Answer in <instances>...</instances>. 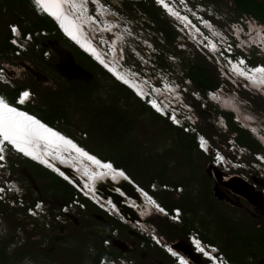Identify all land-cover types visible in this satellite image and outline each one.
<instances>
[{"label":"rangeland","instance_id":"1","mask_svg":"<svg viewBox=\"0 0 264 264\" xmlns=\"http://www.w3.org/2000/svg\"><path fill=\"white\" fill-rule=\"evenodd\" d=\"M108 1L118 9L119 13L115 15L120 18L119 21L123 22L125 19L126 23L132 24L135 31L138 30L143 38L155 46L156 52L146 51L147 47H144L143 40L135 41L133 45L146 56H152L159 67H162L159 62L162 58L165 63V67L162 68L165 69L167 66L169 75L172 74L173 78L184 81V66L193 62H204L211 74L218 78L220 92L224 97H236L234 94L236 87L222 80L219 65L192 48L171 22L169 23L174 27L176 37L173 43L166 45L162 34L151 26L148 17L138 10L137 5L132 3L127 5L124 0ZM190 1L192 4L202 2L204 5H210L214 14L213 21L227 33L233 21L242 20L243 26L239 24V29H246L242 33L244 37L242 39L247 41V45L232 36L229 38L248 59L256 58L264 62V46L259 44L258 39L247 37L248 29L244 27L247 25L250 31L254 29L256 32L258 29L264 31L263 24L248 15H246L249 17L248 20L245 19V15L237 11L231 0ZM21 11H24L25 15H21ZM35 14L30 3L20 8L10 4L3 6L0 1V47L5 45L6 40L8 41L9 23L16 21L22 23L28 17L34 18ZM118 17L115 19L118 20ZM126 34L130 35L131 31ZM254 41L258 45L251 43ZM46 44L51 49L50 59L43 58L39 53L16 58L11 52L0 51V61L9 63L12 86L30 87L36 92L37 97L29 103L35 107L36 113H52L59 110L62 117L58 118L56 121L58 126L54 128L69 133V136L80 138L79 142L70 136L95 155L98 154L93 151L117 159L131 155L140 162L136 170L141 173H134V180L144 187L154 184L156 188L154 193L161 203L181 204L179 206L183 210L182 220H192V228L200 236L207 235L213 239L210 243L216 244L223 253V248L233 246L234 253L240 254L249 264H264V243L254 242L249 248H244L243 243L236 237L237 234L243 237L255 230L256 235L259 234L263 239L264 180L260 173L248 170L243 173L232 171L227 174L225 168L212 169L210 158L206 157L205 153L186 150L175 130L167 129L163 120L154 119L140 103L132 99L127 100L109 78L96 72L84 58L75 54L70 43L58 39L53 34L49 35ZM184 44L186 49H183ZM135 58L130 54L128 63L141 66ZM159 67L154 70L156 74L160 70ZM0 87L5 89L8 95L15 94L14 88L9 85ZM237 93V104L242 107L243 113L253 121L254 128L264 131V96L252 95L245 90H238ZM187 97L195 105L200 118L197 128L213 144L222 146L225 153L233 156V151L226 148V143L229 137L237 139V133H231L228 125L227 128L220 126L224 123L220 115L225 117L227 111L206 99L201 100L197 107L198 102L193 94L189 93ZM240 101L245 102L243 106L240 105ZM118 109L127 111L130 124L126 128L111 120L113 117L111 113ZM109 130L119 136L113 139L114 142L107 138L109 134L105 132ZM183 131L186 132V128ZM260 144L262 149L264 146L261 142ZM197 149L199 150V147ZM243 158L247 164L252 159L250 154ZM14 166L19 178L27 184L30 199L43 200L53 214L58 212L60 206L68 203L62 190L50 185V179L38 175L31 167L23 164ZM161 178L166 182H161ZM209 178L210 192L206 198L205 182ZM232 178L235 180L227 186L222 183ZM176 181H186L188 185H183L181 192L163 188V184L179 186L174 184ZM248 185H251L252 189ZM242 193L249 197L243 196ZM75 197L77 196L74 195L73 198ZM80 200L83 202L82 205H79V208L75 205L70 213L65 215L66 222L56 223L51 220L49 226L44 220L31 219L20 210L9 209L0 204V252L7 258L6 262L0 258V264H93L91 256L98 250L96 245L99 246V236L105 235L102 241L104 245V240L109 238L107 233L110 228L116 229L114 232L117 234L116 244L107 248L113 253H124L122 255L132 258L136 264H175L171 257L164 255L165 251L144 242L141 235L129 226L116 222L109 214L99 211V208H95L89 201ZM148 223L166 240L185 242L184 234L177 231L175 226L172 227V222L168 218L153 214L148 218ZM228 259L231 260L230 257Z\"/></svg>","mask_w":264,"mask_h":264},{"label":"clouds","instance_id":"2","mask_svg":"<svg viewBox=\"0 0 264 264\" xmlns=\"http://www.w3.org/2000/svg\"><path fill=\"white\" fill-rule=\"evenodd\" d=\"M29 1L36 14L48 16L50 19L53 20L59 33L68 42L71 41H69V39L65 37L63 33L64 27L61 24L60 20L52 16L46 10L50 9L54 12H57L59 16H63L67 19V23L76 21L78 29L82 32L84 38L86 37L93 40L90 42H92V45L95 43L98 50L102 53V57H99L94 53H90L87 51L85 52L82 50V48H79L77 44L74 45L77 46L85 54H87L95 62H97L104 70L110 72L112 74L111 76L115 78L118 82L130 88L142 102L150 106L156 113L160 114L159 112H157V110H159L164 114L160 115L166 118L171 124L183 129L186 128L187 132L194 134L195 141L197 143V148L199 147V150L201 149L200 151L203 152V154L205 153L204 155L206 157L210 158L209 161L212 169L225 168V173L227 174L232 173V171L243 173V171L254 170L259 172L260 176L264 180V147L259 151H254L237 142L238 140L236 138L229 137L227 139L226 148L230 151H233V156L225 153L224 149H222V146L213 144L210 139L197 128V124L199 123L200 118L196 113L195 105L187 99V95L189 93L193 94V96L198 102L197 107L198 104H200L201 100L206 99L207 101L216 104V106H220L222 109L226 110L227 113H232L234 121L239 126L249 130L250 133L255 136L262 143L263 146L264 131L259 128L255 130L254 124L252 123L253 121L247 118L245 113L239 116L238 112L235 111L233 108L223 107L222 104L216 100V97L220 94L219 86L215 89H207L204 93H202L193 87V83L188 77L183 76L184 81H179L178 79L173 78V75L171 73V75L168 74L169 68L166 67L164 69L162 67H159V65L156 63V60L153 59L152 56H146L145 54H143L135 45H133L135 44V41L143 40L142 42L144 44V47H147L146 51H150L152 53L156 52V49L154 48L155 46H153L151 42H148L147 39L143 38L141 34L138 33V30L135 31L132 27V24L126 23L127 20L124 19L123 22L119 21L120 18L115 15L116 13H119V11L116 6L112 4L111 1L82 0L83 5H80V7L76 8L73 5V0H44L43 3L39 4L36 3V0ZM153 1L157 6H159L163 10V13H165L169 17V19L172 21L171 23L176 29L178 27H181L183 29V26H181V23L183 21L181 22V20L178 18L180 15H174L173 13V11H175L176 9L179 10L180 13H183V17H185L186 20L194 21L196 24L199 23L195 17L199 15L203 22L201 28L211 35V43L219 47L220 51L227 55V57H230L231 63L227 64L225 58L221 57L219 53H217L216 58L211 52L212 48L210 47L205 48L204 52L199 50L193 43H191L187 39V37L180 30L177 29L180 32L181 36L186 38V41L192 48L198 50L203 55L210 58L211 62L219 65V70L222 73V80H224V82L226 83H229L232 87H236L234 90V94H238V90H245L247 92H250L252 95L260 94L264 96V62L253 63L246 57L245 54H243L244 52L242 53L239 51L240 48L238 49V45L233 40H231L229 36L234 37L237 41L242 40L245 46L247 45V41L242 39L243 37L241 35L236 34L233 36L225 32L221 27H219L212 19V16H214V14L212 11L213 9L210 5H204V3L202 2L192 4L190 0H163L162 4H160L158 0ZM165 8H167V10ZM170 8L172 9V11L170 10ZM85 16L90 18H98L97 21H99L98 24L100 28H93L85 25ZM116 17H118L119 19H115ZM79 18H81V20ZM248 18L249 17H247L246 19L248 20ZM14 23L17 24V22ZM79 26L83 27V30H81ZM18 27L20 30H22L19 24ZM87 28H91L92 30H86ZM78 29L76 27L74 28V30L76 31H78ZM114 29L120 31V36L116 32L114 33ZM130 31V35L126 34ZM114 35L122 37V39L117 40ZM9 36L10 34L8 32V39ZM16 36H18L17 33ZM103 39H106L107 42ZM258 41L260 45L264 46V43L260 38L258 39ZM106 44H109V46L107 47ZM254 45L258 44L255 43ZM240 47L243 48V45H241ZM183 49H186L185 44ZM130 54L136 57L135 59L139 64H141V66H133L128 63L127 59ZM96 58L101 61L102 64L97 61ZM106 60L114 64V68L115 70H117V72L127 76L128 79L133 80L135 83L140 85L145 91V93H141L139 90H137L128 82H126L124 79L119 78V76L113 70H110V68L107 67V65L105 64V62H107ZM235 64L240 65L241 70L247 72L249 75H252L254 73L256 74V72L259 71V76L256 75L257 77L255 79H250L246 75L242 74L240 71L235 69ZM158 67L160 68V70L156 74L154 70ZM12 82V78H10L9 81H0V86L9 85L10 87L15 89V99L12 100L3 90H1L0 87V101H2L3 105L7 106V108L0 106V123H2L4 130L11 137V140L6 141L3 139V135H0V157H2V159H0V170L2 171L1 174L3 175V177L10 178L13 181L12 186L14 195H18L19 193H21L22 196H28L27 184L19 178L17 169L15 168L14 164L11 163V157L14 155L29 159L30 161H33L43 166L51 172H53V168L59 169V171H62L69 179H71L77 185V187L78 184L76 181L79 180V176L86 175L85 171H83L82 169H87V167L85 165L80 164V162L84 161L85 159L88 160V157H91V160L94 161H88V163H91V165L89 166H96L100 162L99 165H101L102 167L105 164L107 165V167L112 168L114 171H121L125 175L132 178L123 168H117V166L111 160H107L106 162H104V160L106 159H103L99 155H97L98 157L91 154V156H89V153L87 151L85 153L82 150H67L64 146H59V142L63 141L65 144L67 143L69 146L73 147L68 141V139L70 138L64 136L56 128H54L58 126L57 124L53 125L43 118L40 119V117L34 115L36 113L29 109V103L37 97L36 92L30 87H27L30 92L33 91L36 95L35 97H32V100L31 98H28L26 101H23V97L25 96H16L20 88H15L14 86H12ZM151 84H153L154 86L151 87ZM173 88H176L177 91H174ZM158 89L164 90L166 94H160L159 92H157ZM146 93H149L150 95L148 98L150 101L149 104L147 102L148 99H145ZM196 93H198V95H196ZM161 101H164L167 107ZM241 102L245 103L244 101ZM240 105L243 106L242 104ZM8 109H14L15 111L9 112ZM227 113H225V117H223V115H220L222 121L224 122L222 125H220L222 128H227ZM39 132L41 133L39 134ZM72 137L80 142V139L74 136ZM23 143L24 145L36 148V150H41V153L44 155V158L46 160L42 158L37 160L34 157L28 156V158L27 155H23V153L18 150V147L23 146ZM248 154L251 155L252 159L247 164L243 157ZM75 161L81 165L82 169L74 163ZM65 170L68 173H66ZM54 174L57 175L56 173ZM65 181L74 188H76L67 180ZM135 183H137V185L140 187L141 193L143 194L144 199L147 203H149L146 200L148 194L147 190L151 195H153L156 201H154V204L149 203V205L154 209L157 214L168 218L173 223H181L182 216L181 220L173 221L172 218L168 215V213L164 212L163 208H166L167 206L161 203V201L156 197L154 193L155 189L152 188V186L144 187L136 181ZM79 190L81 189L79 188ZM174 190H177L179 192L182 191V189L178 190L177 186L174 187ZM86 195L89 197H87ZM79 196H81L80 199H85L86 201L92 203V205H95L96 208H99V211L103 213H107L104 209L105 206H111V208H113L114 210V215L111 216L112 219L122 225L128 226V224H130L125 218V222H120L117 220V218L122 215L118 212L115 207V204L111 200H107L106 202H100L96 199L93 194H88L83 190L78 192L77 198ZM31 202L32 204H35L37 202L38 207L50 209L48 204L45 203L43 200L33 198ZM80 202L82 201L80 200ZM77 205L79 208L80 203H78ZM174 207L180 208L181 213L183 214V210L180 206ZM172 208L167 207V209H169L170 211ZM190 231L185 235V242H181V247L176 248L177 251H173L171 248V243L176 242L168 241L164 237L160 240V242H157L155 246L165 251V253L172 258L175 264H208L207 260L195 248H206L209 246L212 247L210 248L211 252L215 255L219 253L223 261H228L229 263L236 264L229 260L225 256V254L220 251V248L216 244H212L203 240L201 236L197 240L198 243L197 241H195V244L192 243L189 239ZM111 232L112 230L108 235H111ZM111 237L113 238V243H116V237L112 235ZM165 241H168L170 243Z\"/></svg>","mask_w":264,"mask_h":264},{"label":"trees","instance_id":"3","mask_svg":"<svg viewBox=\"0 0 264 264\" xmlns=\"http://www.w3.org/2000/svg\"><path fill=\"white\" fill-rule=\"evenodd\" d=\"M0 1H1V4L3 6L10 4L13 7H20V8L22 7V5H24L26 3L27 4L30 3L29 0H0ZM124 1L126 2L127 5H128V3H132L134 5H137L138 10L143 12L148 17L149 21L152 23L151 26H154L156 28V31L159 32L160 34H162V36L164 38V42L166 45H170L171 43H173L175 41V37H176L175 29L169 23L172 21L169 19V17L165 13H163V10L159 6H157L153 0H134V1L133 0L132 1L124 0ZM213 1H215V0H213ZM231 1L234 2L237 11L240 14L248 15L253 20L260 22L261 24L264 25V0H231ZM20 14L25 15L24 11H21ZM24 22H26V24ZM18 24L20 25L21 29L24 32H26L27 30L33 31L36 29H46L50 33L53 32L50 34V36L54 34L58 39H60L64 42L70 43L75 54L79 55L81 58H84L88 62V64L95 69L96 72H99L102 75L109 78L115 84L114 86H116V88L119 90V92L122 93L127 100L132 99L134 102L140 103L143 106L144 110L149 112L150 115L154 119L163 120L167 126V129L175 130L177 135L180 137L179 141L181 142V144L183 145V147L186 150H188V151L196 150V151L203 154V152H201L200 150L197 149V143L195 141V135L194 134H191L187 131L185 132V131H183V128H180V127H177V126L171 124L166 118L162 117L160 114L156 113L150 106H148L146 103L142 102L133 93V91L130 88H128L126 85L118 82L106 70H104L97 62H95L93 59H91L87 54H85L83 51H81L73 43L68 42L65 38H63V36L57 30V27H56L55 23L53 22V20L50 19L48 16L35 14L34 18L28 17L25 20H23L22 23H18ZM11 47H12V45L6 40L5 45L0 47V51L8 53V52H10ZM28 57H30V56H28ZM249 60L253 63L262 62V60L256 59V58L255 59L249 58ZM159 62H160V66L165 67V63H164V60L162 58L160 59ZM183 69L185 70L183 76L188 77L191 80V82L194 84V86H195L194 88L196 90L202 92V93H204L207 89H215L216 87L219 86L218 78H215L211 74L210 69L207 67L206 63H204V62H202V63H199V62L194 63L193 62L190 65L184 66ZM1 90H3L6 93L5 89L1 88ZM14 91H15V89H14ZM8 97H10L12 100H14L15 94L14 95H8ZM198 107H199V104H198ZM29 109L31 111H33L34 113H36V111H35L36 109L34 106H29ZM43 111H45V110H43ZM36 114L39 115L41 118L45 119L46 121L50 122L53 125H56V121L58 120V118L62 117L59 110L53 111L52 113L37 112ZM111 115H113L111 120H113L116 123H119L120 125L123 126V128H126L127 125L130 124V120L128 118L127 111H122V110L118 109L114 113H111ZM226 116H227L226 119L228 122V127L232 130V132L237 133L236 134L237 140L240 144H242V145H244V146H246V147H248L254 151L261 150L260 142H258V140L253 137V135L250 133L249 130L239 126L233 120L232 113H227ZM105 133L109 134V135H107V138L110 139L112 142H114L113 139L115 137H119L118 135H116L117 133L112 131V130H109L108 132H105ZM67 134H69V133H67ZM72 136H74V135H72ZM78 139H80V138H78ZM93 152L98 154L103 159L113 161L117 167L123 168L132 178L134 177V173H138V174L141 173L139 170H136V169H138L140 162L135 160L134 157H132L131 155H129V156L126 155V156L121 157L120 159H117L114 157L106 156L102 152L101 153L96 152V151H93ZM11 163L12 164H19L20 163V164H23L24 166L31 167L38 175H40L44 178L50 179V181H51L50 185L52 187H55V188L62 190L63 195L65 197V200L67 202L71 201L73 199L74 195L78 196V192L73 186H71L69 183H67L65 180H63L59 176L55 175L53 172L49 171L48 169L44 168L43 166H41V165H39L33 161H30L29 159L14 155L11 157ZM145 172H147L148 174L150 173L149 171H145ZM210 180L211 179L209 178V180H207L205 182L206 191H207L206 192V198L209 197L208 192H210ZM160 181L166 182V180L163 178H161ZM136 182H138V181H136ZM174 184L179 185V186H181V185L183 186L186 184L188 185V183L186 181H176V182H174ZM164 204L168 208H172L176 205L177 206L181 205V204H168V203H164ZM93 206L96 208L95 205H93ZM176 225L179 227H176ZM123 226H126V225H123ZM171 226L172 227L175 226L176 230L179 231L180 233L184 234V236L190 230L194 229V228H192L193 227V221L192 220L191 221H188V220L183 221L182 220L181 223H178V224L172 222ZM110 231H111V228L109 229L107 234H109ZM201 237L203 238V240H205L207 242H213V239L209 238L207 235H202ZM236 237L242 241V243H243L242 247H244V248H249L250 245H252V243H254V242L264 243V236H262L263 237V239H262L259 234L256 235L255 230L252 231L251 233H249L248 235L243 236V237H241L239 234H237ZM104 238H105V235L99 236V246L96 245L98 250H97L95 255L91 256L92 257L91 260L93 263L97 264L98 260L100 259V257L102 255L109 256L110 254H113V252L111 250L105 248L102 245V241ZM155 247L158 248V250H161V249H159V247H157V246H155ZM223 251L228 258L229 257L231 258L232 262H234L236 264H249V262L245 261V258H243L240 254L234 253L235 248L233 246H226L225 248H223ZM164 255L169 257L165 252H164ZM235 256L239 257V258H235ZM0 258L2 261H5V262L7 260V258L5 257L3 252H0Z\"/></svg>","mask_w":264,"mask_h":264},{"label":"built area","instance_id":"4","mask_svg":"<svg viewBox=\"0 0 264 264\" xmlns=\"http://www.w3.org/2000/svg\"><path fill=\"white\" fill-rule=\"evenodd\" d=\"M8 27V32L10 34L8 41L12 45L10 52L13 57L22 58L23 56L33 53H39L43 58L50 59L52 53L51 49L47 46L46 41H48L49 35L53 32L50 33L46 29H36L33 31L27 30L24 32L23 30H20L18 24L14 22L9 23ZM16 33L18 36H16ZM9 68L10 66L7 61H0V81H9L11 78ZM25 92L29 93V95L27 97H23V101H26L28 98H31L32 100V97H35L36 95L35 92H30L27 87H23L18 90L16 96H22ZM1 172L2 171L0 170V204L10 209L20 210L25 216L31 219L44 220L47 226H49L51 220L56 223L66 222L64 217L70 213L71 207H74L78 203L82 205L80 199L75 197L70 202L60 206L58 208V212L53 214L50 209L38 207V201L35 204H32V199H30L28 196H22L21 193L14 195L12 186L13 181L10 178L3 177ZM152 188L156 189L154 184L152 185ZM163 188L174 190L173 186H169L167 184H163ZM177 188L178 190H181L183 186H177ZM147 193L146 200L149 203L154 204V201H156L155 198L148 192V190ZM104 209L110 216L114 215V210L111 208V206H105ZM163 209L164 212L168 213L173 221L181 220L182 213L180 208L173 207L171 211L167 209V207ZM117 220L120 222L126 221L122 216H119ZM128 226L137 234H140L144 242H148L150 245L155 246L157 242H160V240L163 239V236L160 233L149 226L148 218H145L142 222L137 220L134 224H128ZM114 230L116 229H112L113 232H111V235L115 237L117 234H115ZM111 235H108L107 237L109 238L104 240L103 246L106 248L116 244L113 243V238ZM199 237L200 235L197 231H190L189 239L192 243L195 244V241H197ZM122 254L124 253H113L109 256L102 255L97 264H136L132 258Z\"/></svg>","mask_w":264,"mask_h":264},{"label":"bare ground","instance_id":"5","mask_svg":"<svg viewBox=\"0 0 264 264\" xmlns=\"http://www.w3.org/2000/svg\"><path fill=\"white\" fill-rule=\"evenodd\" d=\"M73 5L75 6V8L76 7H80V5L81 6L83 5V1L82 0H73ZM46 11L48 13H50L52 16H54L55 18H58L60 20L61 24L64 27V32L63 33H64L65 37H67L69 39V41H71L75 45L77 44V46H79V48H82V50L85 51V52L87 51V52H90V53H94L95 55H98L99 57H102V53L98 50V48L96 47L95 43L93 44L94 45L93 46L92 42H90V41H93V40L90 39V38H86V37L84 38V36L82 35V32L78 29L76 21H72L71 23H69V22L67 23V19L65 17H63V16H59V14H57V12H54V11H52L50 9H47ZM79 19L81 20V18H79ZM97 19L98 18H90V17L85 16V22L84 23H85V25H87L89 27L100 28L99 24H98L99 21H97ZM73 25H74V27H73ZM75 27L78 29V31L74 30ZM79 28L81 30H83V27L79 26ZM86 30H92V29L91 28L90 29L87 28ZM106 61L107 62H105V64L107 65V67L110 68V70H113L119 76V78L124 79L126 82H128L130 85H132L134 88L139 90L141 93H145V91L143 90V88L140 85L135 83L133 80L128 79L127 76L122 75L119 72H117V70H115L114 64L112 62H109L108 60H106ZM234 68L237 69L238 71H240L242 74L246 75L250 79H255L257 77L256 75H258L260 73L259 71H257L256 74L254 73L252 75H249L247 72L241 70V66L237 65V64L234 65ZM108 73L110 75H112L110 72H108ZM146 90H147V87H146ZM173 90L177 91L176 88H173ZM157 92H159L160 94H166V92L164 90H159L158 89ZM216 100L219 101L222 104V106L225 107V108H233L235 111L238 112L239 116L241 114H243V111L241 110L242 107L240 108L239 105L237 104V102H238V95L237 94H236V97H234V98H225L224 95L220 92L219 96L216 97ZM161 102H163V104L166 105L164 101H161ZM240 104L244 105L243 103H241V101H240ZM166 107H167V105H166ZM254 129L256 130L257 128H254ZM59 132L62 133L64 136L72 139L66 133L61 132V131H59ZM40 133L41 132H39V134ZM72 141L75 142L83 150L87 151L89 153V156H91V155L97 156L94 153H91L90 151H88L85 147L79 145L74 139H72ZM61 142H62V144L64 146H67L69 148L67 143L65 144L63 141H61ZM21 149H23V151H21ZM75 149H76V147H75ZM18 150L21 153H23V155H25V156L27 155V157L31 156V157H34L37 160L41 159V158L46 160L44 158V155L41 153V150H36V148H33L31 146H28V145H24V143H23V146H19L18 147ZM88 161L89 162H94V161L91 160V157L90 158L88 157V160L85 159L84 161L80 162V164L85 165L87 167V169H82L81 165L78 162H76V161L74 162L75 164H77L86 173L85 176H82V175L79 176V181H80V183L82 185H89V182L90 183L93 182V180L98 179V177L101 178V175H103V174L115 175V171L112 168L107 167V165L104 164L103 167H102L101 165H99L100 164V162H99L96 166H89V165H91V163H88ZM106 161L107 160H104V162H106ZM117 168L121 169L120 167H117ZM65 172H66V170H65ZM66 173H68V172H66ZM168 243H170V242H168ZM197 243H198V241H197ZM171 248H172L173 251H177V249L175 247L172 246Z\"/></svg>","mask_w":264,"mask_h":264},{"label":"water","instance_id":"6","mask_svg":"<svg viewBox=\"0 0 264 264\" xmlns=\"http://www.w3.org/2000/svg\"><path fill=\"white\" fill-rule=\"evenodd\" d=\"M230 179L222 181L226 186L230 184ZM78 187L88 194H93L100 202L111 200L118 212L130 223L135 221L142 222L146 217L157 214L154 209L147 203L141 193L140 187L132 178L121 171H115V175H101V178L89 182V185H82L79 180L76 181ZM252 189L251 185H248ZM217 194L216 192H214ZM243 196L249 197L242 193ZM168 242V241H165ZM175 248L181 247V242L171 243Z\"/></svg>","mask_w":264,"mask_h":264},{"label":"flooded vegetation","instance_id":"7","mask_svg":"<svg viewBox=\"0 0 264 264\" xmlns=\"http://www.w3.org/2000/svg\"><path fill=\"white\" fill-rule=\"evenodd\" d=\"M244 18L245 19L247 18L246 15L244 16ZM241 19H243V18H241ZM241 21L242 20H240V21L239 20L238 21H233V24H231V27H230V30L228 31V33L231 34V35H233V36L236 35V34H239V35H241L243 37L242 33H244L246 31V29H243V30H240L239 29L240 26H243L242 23H241ZM239 24H240V26H239ZM244 27H247V29H248V33L246 34L247 37H252L255 40H257V39L260 38L263 41V43H264V31H260V29H258L257 32H256L255 29L252 30V31H250V29L248 28L247 25L244 26ZM249 41H250V39H249ZM251 43L252 44H255V42H251ZM234 239H236V238H234ZM238 241L239 242H242L241 240H238Z\"/></svg>","mask_w":264,"mask_h":264},{"label":"snow or ice","instance_id":"8","mask_svg":"<svg viewBox=\"0 0 264 264\" xmlns=\"http://www.w3.org/2000/svg\"><path fill=\"white\" fill-rule=\"evenodd\" d=\"M43 2H44V0H36V3H38V4L39 3H43ZM28 95H29V93H27V92L24 93L25 97H27ZM0 106H2L4 108H7L6 105H3L2 101H0ZM8 111L9 112H14L15 110L14 109H8ZM37 123H39V122H37ZM0 135H3V139L6 140V141L7 140H11L10 135L4 130L2 123H0ZM21 151H23V149H21ZM0 159H2V157H0Z\"/></svg>","mask_w":264,"mask_h":264}]
</instances>
